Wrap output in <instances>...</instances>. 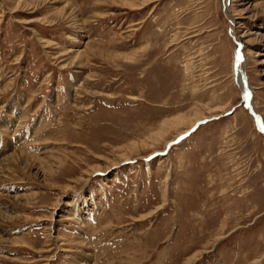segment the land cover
<instances>
[{
  "label": "rangeland",
  "instance_id": "374dc122",
  "mask_svg": "<svg viewBox=\"0 0 264 264\" xmlns=\"http://www.w3.org/2000/svg\"><path fill=\"white\" fill-rule=\"evenodd\" d=\"M0 264H264V0H0Z\"/></svg>",
  "mask_w": 264,
  "mask_h": 264
},
{
  "label": "bare ground",
  "instance_id": "6f19581e",
  "mask_svg": "<svg viewBox=\"0 0 264 264\" xmlns=\"http://www.w3.org/2000/svg\"><path fill=\"white\" fill-rule=\"evenodd\" d=\"M34 3V2H33ZM28 4H30V3H28ZM32 4V3H31ZM16 7V6H15ZM70 13V12H69ZM66 14H64L63 16H65ZM64 19H66V20H68V19H70L69 18V15H67L66 17H63ZM29 23H32L31 21H29ZM73 26V25H72ZM238 41H240L241 43H242V41L240 40V38H239V40ZM243 44V43H242ZM69 53V52H68ZM68 53H66V54H68ZM78 56V55H77ZM238 64H239V62H238ZM236 76H237V83L239 84V86L241 87V90L242 89H245V87H246V90L248 89V87H247V83H246V80H245V77H244V74L242 73V71H241V69H239L238 68V66H237V72H236ZM245 91V90H244ZM246 92V91H245ZM245 94V93H244ZM246 95V94H245ZM196 117V116H195ZM191 118V117H190ZM192 119V118H191ZM200 119V118H199ZM193 120V119H192ZM198 120V119H197ZM20 122V121H19ZM183 123V124H185V126H188L187 127V130L189 129V128H191V127H193L194 125H195V123H196V120H193V121H189L188 119H186V118H183V117H178V118H175V119H173L171 122H169V123H167L165 126L166 127H168V128H172V127H174V126H177V125H179L180 123ZM165 124V123H164ZM163 124V125H164ZM165 126H163V127H165ZM18 127H20V124H19V126H17V128ZM18 130H20V129H18ZM16 134V133H15ZM14 135V134H13ZM24 154V153H23ZM16 156V155H15ZM18 158H21V160H22V162H24V163H28V159L26 158L25 159V157L23 158V157H20L19 155L17 156ZM17 157H15V160H14V162L17 164V162H16V160H17ZM16 166V165H15Z\"/></svg>",
  "mask_w": 264,
  "mask_h": 264
},
{
  "label": "water",
  "instance_id": "95a60500",
  "mask_svg": "<svg viewBox=\"0 0 264 264\" xmlns=\"http://www.w3.org/2000/svg\"><path fill=\"white\" fill-rule=\"evenodd\" d=\"M238 57V56H237ZM238 60V59H237ZM238 62H239V60H238ZM235 69H237V67H235Z\"/></svg>",
  "mask_w": 264,
  "mask_h": 264
}]
</instances>
